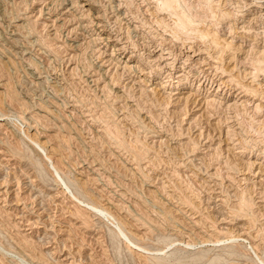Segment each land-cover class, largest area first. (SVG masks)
Masks as SVG:
<instances>
[{
    "label": "rangeland",
    "instance_id": "374dc122",
    "mask_svg": "<svg viewBox=\"0 0 264 264\" xmlns=\"http://www.w3.org/2000/svg\"><path fill=\"white\" fill-rule=\"evenodd\" d=\"M99 1H102L100 8L107 10V16L110 14L109 20L113 21L110 25H117L119 33L123 37L127 36L126 41L122 39L124 44H129L127 51L137 49L136 53L145 55L150 48L161 46L160 43H163V47L169 44L174 47L181 45L184 39L180 35L182 41L179 38L180 41H176L179 35L174 36L175 38L170 35L173 30L168 24L174 17L168 14L164 22L160 20L159 14L162 11L155 8L156 0H119L125 2L121 3L123 6L121 5L119 12L110 9V4H114L112 0H98V3ZM176 1L180 7L184 4L183 9L186 8L189 12L194 9L195 15H203L204 19L200 18L203 24L199 25L206 29L207 24H211L208 26L211 32L216 30L221 36V32H226V37L229 35L226 21H236L235 17L238 18L244 12V16H247L249 8V5H244L241 6L244 7L242 9L238 6L242 4L238 0ZM218 1L220 2L217 4ZM59 2L61 0L52 3L49 0H39L37 3L36 0H0V109L5 112L10 110L12 114L10 121L1 120L0 124V264H264L261 262L264 260V81L261 73L259 76L255 75L258 82L252 80L251 74V77L246 74L248 70H252L250 65L254 66L248 61H252L254 57L253 49L247 50L248 59H242L244 62L236 64L239 69H236L235 63L233 66L226 60L219 65L224 68L225 62L227 70L230 68L232 73H237L234 76L237 81L233 80L231 83L236 90H240L237 87H241L240 83L243 82V88L256 94L255 98L249 96V99H254V103L260 105L259 111L252 109L253 105L250 103L247 108L240 105L233 110L223 109L216 104L209 108L198 92H195L197 95L191 94L187 100L180 87L177 89L178 94L172 96L157 89L158 86L154 93L150 91L147 83L155 82L156 75L143 76L141 68L144 66L141 64L136 70L135 67L134 70L120 67L128 52H124V55H110L111 45L100 38L97 30L93 29L94 26L87 29L77 27L78 30L75 28L76 19L71 20L72 14L84 12L83 15H87L89 11L90 14L85 15L84 19L91 20L94 9L84 10L87 8L84 6L83 10L79 8L77 12L72 13L70 10L69 13L59 15L63 10H56ZM54 7L56 13L52 12ZM47 9L52 12L50 15ZM155 9L161 12L157 14ZM227 10L232 12L231 20H225L221 16V12ZM151 11L154 16H150ZM141 14H144L143 18ZM119 15L123 17L120 18ZM115 17L119 19L114 20ZM65 19L70 24L64 23ZM216 19L218 23L214 21ZM142 20H146V23ZM20 23L23 25H19ZM219 23L221 25L215 27ZM258 24H252L254 30H263V19ZM130 30H134V33ZM93 36L98 37L97 41ZM90 38L93 39L92 42ZM230 38L231 36L228 37ZM232 39L236 44L245 42L242 38ZM155 40H160V43ZM247 48L250 50V46ZM178 64L176 62V66ZM217 77L213 78L219 82ZM234 83L239 84L236 86ZM19 115L29 116V125L23 123L18 118ZM104 128L117 134L119 138L106 134ZM101 129L105 130L104 133ZM27 134L32 136V141ZM108 137L112 140L107 141ZM35 141H44L42 145L47 146L45 151L38 149ZM45 154L51 156V160L46 159ZM249 158L260 164L257 163L253 169L247 167ZM80 182L85 185V190L80 187ZM72 192L82 199L81 202L84 201L83 204L93 200L92 202L107 207L114 217L120 219L129 234L152 253L129 250L125 238L116 229V219L110 215L100 216L90 212L89 208L73 199L75 195ZM242 200L248 204L243 202L245 205L241 207ZM246 208L248 211H245ZM235 210H238V214ZM217 226L227 227L228 231L220 233ZM245 230H250L247 233H251L247 237L245 232V241H235L234 235L237 234L234 233L237 231L239 234ZM182 240H190L195 244L186 246ZM251 245L257 250L259 259Z\"/></svg>",
    "mask_w": 264,
    "mask_h": 264
},
{
    "label": "bare ground",
    "instance_id": "6f19581e",
    "mask_svg": "<svg viewBox=\"0 0 264 264\" xmlns=\"http://www.w3.org/2000/svg\"><path fill=\"white\" fill-rule=\"evenodd\" d=\"M37 1H39V0H36V3H37ZM43 1V0H42ZM45 1V0H44ZM60 1V0H59ZM143 1V0H142ZM147 1V0H146ZM145 1V2H146ZM149 1V0H148ZM194 1H197L198 2V0H194ZM203 1V0H202ZM204 1H206V0H204ZM210 0H207V2H209ZM223 1H225V0H223ZM228 1V0H227ZM231 1V0H230ZM238 1H241V5H238V6H244V5H249V8L247 9L248 10V13H247V16L245 15L244 16V13H243V15L242 14H239L238 15V18H237V16L235 17V13L233 14V16L236 18V21H234V20H231V11H233V10H231V8H229L230 6H232L229 2V4H230V6L228 7L229 8V10H231L230 12L227 10V11H223V12H221V16L225 19V20H227L228 18H229V20H231V21H233V22H230V21H226V27H228V32L227 33H229V35L227 34V37H226V32H221V33H223V35L221 36V34H219V33H217V31L215 30V29H213V30H215V31H213V32H211L208 28V26L209 25H211V24H207L208 26H207V28L205 29L203 26H201V24L199 25V23H202V22H200L201 21V19L203 20L204 18H202L203 17V15H202V17H201V15L199 14V16H198V14H194L193 13V11H194V9H193V11L192 12H189V11H187L188 9H183V5L180 7L179 6V2L178 1H176V0H156V7L155 8H157V9H160L161 11V13L159 12V10H156V13L157 14H159L160 15V20H164L165 19V17H167V15L168 14H170V15H173V17H174V19L172 20V19H170L169 17V19L170 20H172L171 22H169V24L168 25H170L169 27L173 30V31H171V36L173 35V37L174 36H177V35H182V36H184V39H183V41L181 40V37L182 36H178L177 37V39L179 38L181 41H182V43H181V45H178L177 43V45L175 46L174 45V47H173V44L172 45H170L169 44V42H167L168 44V46H166V47H163L162 45H163V43H160L159 41L160 40H162V39H160V40H158V41H156V42H158V43H160V45L161 46H159V47H157V46H154V48L152 49V48H148L149 49V51L147 52V54H145V55H143V54H141V53H136V51H138L137 49H136V51L135 50H130V51H127L129 48H128V45H126V44H124V42L126 41L125 40V38L127 37H123L120 33H119V28H118V26L116 25V27H112L113 25V21H111L112 22V24L110 25V20H109V15L107 16V10L105 11V10H103V9H101L100 8V5H101V2L100 3H98V0H61V2H59V5L57 6L56 4V10L58 11V10H61V8L64 10H62L61 12H59V15L60 14H63V13H66V12H68L69 13V11L70 10H72V13L73 12H77L78 11V9L79 8H84V6H87V8H84V10H90L91 11V9L90 8H92V9H94V12L92 13V19L91 20H88V19H86V20H88V22H89V24L92 22V25H89V24H87V21L84 19V16L86 15H83L84 14V12H82V13H79V14H72V18H71V20L72 19H76V25H75V28H77V27H81V28H86L87 29V27H89V26H94V28L93 29H96L97 30V32H98V34L101 36H99L101 39H103V40H105L106 41V43H108L107 45H111V52H110V55H121V54H123L124 52H128V55H127V57L125 58L126 60H122V63H123V65L122 66H120V67H123V68H128V69H133L134 67H135V70H136V67H139L140 68V66H139V64H141L142 66H144L143 68H141V70H142V72H141V74H143V76L144 75H147V76H150V75H156V76H154V77H156L157 78V80L155 81V82H151V83H147V85L148 86H150V91H152L153 93H154V91L156 90V86H158L157 87V89H161V90H163V92L164 93H167L169 96L171 95L172 96V94H178V92H177V89H179V87L180 88H182L184 91H182V92H184L185 94H186V98H187V100H188V98L190 97V95L192 94V95H194V94H196L197 92V94L199 95V94H202V96H201V99H203V101H204V103L206 104V105H209V108H210V106L212 105H214L215 106V104H216V106H219V107H223V109L225 108V109H238L237 107L238 106H242V107H246L247 108V104L248 105H250V104H252L253 106H252V109H255V110H258L259 109V107H260V105L256 102V103H254V99H249V96H251L252 98H255L256 96V94L254 95V94H251V90L250 89H248V88H243L242 86L244 85L243 84V82H241L240 84H242V86L241 87H237V88H239L240 90H236L233 86H231L232 84L231 83H233L234 81L233 80H235V78H234V76H235V73H232L231 71H230V68L227 70V68L225 67L226 66V64H225V62H224V68H226V69H224V68H222V65L220 66L219 64H220V62L222 61H224V60H226L228 63H231V64H233V66H234V63H235V65L239 62V64L241 63L240 61H245L246 59H248V57H247V54L249 53L248 51H251L252 49H253V56L254 57H252V61H250L249 59H248V61H249V63L251 64H253L254 66H251L250 64V67L252 68V70H248L247 72H246V74H249V76H250V74L252 75V80L253 79H255V80H257V82H258V79H256L255 78V75H258V74H262V81H264V28H262V26H260L263 30H261V31H259V30H254V27L252 26V24L254 23V22H257V24H258V21H261V19H263V23H264V0H238ZM237 1V4H239V2ZM7 2V1H6ZM49 2H55V0H49ZM57 2V1H56ZM109 2V1H108ZM110 2H111V0H110ZM109 2V3H110ZM112 2L114 3L113 5H111L110 4V9L113 11H115L116 10V12H119L120 11V7H121V3H125L124 1L123 2H121V1H119V0H112ZM129 2V1H128ZM177 2V3H176ZM181 2V1H180ZM193 2V1H192ZM200 2V1H199ZM215 2V1H214ZM220 1H218L217 2V4L219 3ZM226 2V1H225ZM234 2H236V1H234ZM33 3V2H32ZM35 3V2H34ZM58 3V2H57ZM104 3V2H103ZM102 3V4H103ZM127 3V2H126ZM131 3V2H130ZM137 3V2H136ZM152 3H153V1H152ZM154 3H155V1H154ZM210 3H212V2H210ZM209 3V4H210ZM231 3H233V1L231 2ZM3 4V3H2ZM16 4V3H15ZM24 4V3H23ZM46 4V3H45ZM48 4V3H47ZM46 4V5H47ZM66 4H68V5H66ZM146 4V3H145ZM201 4H202V2H201ZM204 4V3H203ZM202 4V5H203ZM217 4L215 3L214 5H216L217 6ZM223 4V3H222ZM221 4V5H222ZM235 4V3H234ZM237 4H236V6H237ZM45 5V6H46ZM66 5V6H65ZM125 5V4H124ZM147 5H149L150 6V4H148L147 3ZM146 5V6H147ZM196 5V4H195ZM208 5V4H207ZM212 5V4H211ZM220 5V4H219ZM0 6H2V5H0ZM43 6V5H42ZM105 6V5H104ZM123 6V5H122ZM138 6V5H137ZM143 6V5H142ZM199 6V5H198ZM201 6V5H200ZM209 6V5H208ZM4 7V6H3ZM40 7H41V5H40ZM55 7H54V10L52 11V12H54V13H56L55 11ZM108 7H109V4H108ZM144 7V6H143ZM151 7V6H150ZM154 7V6H153ZM186 7V6H185ZM204 7H205V5H204ZM207 7V6H206ZM12 8V7H11ZM36 8V7H35ZM50 8H51V4H50ZM103 8V7H102ZM106 8H107V6H106ZM126 8V7H125ZM152 8V7H151ZM196 8V7H195ZM200 8H202V7H200ZM211 8V7H210ZM210 8H207V9H209L210 10ZM214 8V7H213ZM218 7H216V9H217ZM227 8V9H228ZM234 8V7H233ZM232 8V9H233ZM242 9L244 8V7H241ZM245 8H247V7H245ZM3 9V8H2ZM28 9V8H27ZM44 9V8H43ZM104 9H105V7H104ZM109 9V10H110ZM140 9V8H139ZM148 9H149V7H148ZM224 9V8H223ZM235 9V8H234ZM237 9H238V7H237ZM236 9V10H237ZM32 10V9H31ZM39 10H40V8H39ZM51 10V9H50ZM80 10V9H79ZM83 10V9H82ZM122 11H123V9H121ZM138 10V9H137ZM144 10V9H143ZM142 10V11H143ZM152 10V9H151ZM154 10V9H153ZM197 9H195V11H196ZM211 10L213 11V9L211 8ZM210 10V11H211ZM219 10V9H218ZM226 10V9H225ZM240 10V9H239ZM33 11V10H32ZM38 11V10H37ZM42 11V10H41ZM45 11V10H44ZM44 11H43V13H44ZM112 11H111V13H112ZM150 11V10H149ZM2 12V11H1ZM4 12V11H3ZM46 12V11H45ZM52 12H48V9H47V13H49V15L52 13ZM81 12V11H80ZM88 12V14H90V12L89 11H87ZM86 12V13H87ZM125 12H127V11H125ZM140 12V11H139ZM145 12H146V9H145ZM235 12V11H234ZM43 13H42V15H43ZM46 13V14H47ZM115 13V12H114ZM142 13V12H141ZM144 13V12H143ZM147 13V12H146ZM146 13H144V14H146ZM151 13H152V11H151ZM150 13V16L151 15H153L154 16V13H152L151 14ZM198 13V12H197ZM216 13V12H215ZM215 13L213 14V15H215ZM220 13V12H219ZM239 13H240V11H239ZM4 14V13H3ZM39 14V13H38ZM88 14L86 15V16H88ZM119 13H117V15H118ZM121 14V13H120ZM123 14V13H122ZM126 14V13H125ZM128 14V13H127ZM143 14V15H144ZM203 14V13H202ZM211 14V13H210ZM237 14H238V11H237ZM124 15V14H123ZM131 15V14H130ZM142 15V14H141ZM143 15H142V18H143ZM147 15H149V14H147ZM17 16V15H16ZM62 16V15H61ZM60 16V18H62ZM113 16H115V15H113ZM120 16V15H119ZM128 16V15H127ZM132 16V15H131ZM169 16V15H168ZM230 16V17H229ZM25 17V16H24ZM48 17V16H47ZM64 17V16H63ZM68 17V16H67ZM66 17V18H67ZM112 17V16H111ZM121 17H123L122 15L120 16V18ZM135 17V16H134ZM139 17V16H138ZM157 17V16H156ZM204 17H206V15H204ZM209 17V16H208ZM208 17L206 18L207 20H208ZM222 17H221V19H222ZM15 18V17H14ZM116 18V17H115ZM115 18H113L114 20H117V18L115 19ZM124 18H125V16H124ZM129 18V17H128ZM137 18V17H136ZM141 18V17H140ZM159 18H158V20H159ZM201 18V19H200ZM220 18V17H219ZM30 19V18H29ZM58 19V18H57ZM64 19V18H63ZM111 19V18H110ZM119 19V18H118ZM131 19V18H130ZM134 19V18H133ZM145 19V18H144ZM149 19H152V17L151 18H149ZM155 19H157V18H155ZM154 19V21H156ZM205 19V20H206ZM213 19V18H212ZM211 19V20H212ZM12 20H13V18H12ZM48 20H50L49 19V17H48ZM52 20V19H51ZM138 20V19H137ZM137 20H135V21H137ZM141 20V19H140ZM168 20V19H167ZM210 20V19H209ZM219 20V19H218ZM2 21V20H1ZM57 21V20H56ZM59 21V20H58ZM63 21V20H62ZM75 21V20H74ZM73 21V22H74ZM122 21V20H121ZM120 21V22H121ZM126 21V20H125ZM132 21V20H131ZM143 22H145L144 20H142ZM147 21H149L148 19H147ZM165 21V20H164ZM163 21V22H164ZM169 21V20H168ZM214 21H217V19L216 20H214ZM214 21H212V22H214ZM223 21V20H222ZM221 21V22H222ZM10 22V21H9ZM26 22V21H25ZM52 22V21H51ZM67 21H66V19H65V22L64 23H66ZM73 22H71V23H73ZM116 23H117V21H115ZM118 22H119V20H118ZM124 22V21H123ZM153 22V21H152ZM167 22V21H166ZM209 22V21H208ZM220 22V23H221ZM225 22V21H224ZM253 22V23H252ZM14 23V22H13ZM67 23H69L70 24V22H67ZM146 23V22H145ZM148 23V22H147ZM161 23V22H160ZM168 23V22H167ZM171 23V24H170ZM205 23V22H204ZM217 23H218V21H217ZM217 24L215 27H217L218 25L220 26L221 24ZM250 23H251V26H250ZM51 24H53V23H51ZM50 24V25H51ZM54 24H55V22H54ZM58 24V23H57ZM63 24V23H62ZM62 24H59V25H62ZM74 24V23H73ZM140 24V23H139ZM138 24V25H139ZM144 24V23H143ZM152 24V23H151ZM150 24V25H151ZM154 24V23H153ZM162 24V23H161ZM166 24V23H165ZM164 24V25H165ZM203 24V23H202ZM214 24H216V23H214ZM16 25V24H15ZM19 25H23L22 23H20ZM18 25V27H20ZM68 25V24H67ZM114 25H115V23H114ZM127 25V24H126ZM131 25V24H130ZM134 25V24H133ZM138 25H136L135 24V26H138ZM154 25H156V24H154ZM163 25V26H164ZM205 25V24H204ZM213 25V24H212ZM255 25V24H254ZM259 25V24H258ZM264 25V24H263ZM44 26V25H43ZM52 26H54V25H52ZM144 26V25H143ZM142 26V27H143ZM148 26V25H147ZM167 26V25H166ZM16 27V26H15ZM24 27V26H23ZM48 27V26H47ZM58 27V26H57ZM120 27V26H119ZM127 27V26H126ZM161 27H162V25H161ZM206 27V26H205ZM250 27H253V29L251 28L250 29ZM67 28V27H66ZM72 28V27H71ZM90 28V27H89ZM88 28V29H89ZM124 28H125V25H124ZM131 28H133V27H131ZM130 28V29H131ZM135 28V27H134ZM138 28V27H137ZM151 28H152V26H151ZM151 28H150V30H151ZM154 28H155V26H154ZM164 28H167V27H163V29ZM213 28H214V25H213ZM224 28V27H223ZM222 28V29H223ZM256 28V27H255ZM22 29V28H21ZM50 29V28H49ZM55 29V28H54ZM65 29V28H64ZM136 29V28H135ZM134 29V30H135ZM140 29H141V27H140ZM227 29V28H226ZM67 30V29H66ZM68 30H70V29H68ZM76 30V29H75ZM77 30H78V28H77ZM81 30V29H80ZM84 30V29H83ZM115 30V31H114ZM127 30V29H126ZM134 30H130L131 32H133ZM156 30V29H155ZM167 30V29H166ZM225 30V29H224ZM73 31H74V28H73ZM114 31V32H113ZM159 31V30H158ZM157 31V32H158ZM219 31V30H218ZM222 31V30H221ZM20 32H21V30H20ZM58 32V31H57ZM71 32V31H70ZM136 32V31H135ZM138 32V31H137ZM154 32V31H153ZM91 33V32H90ZM94 33V32H93ZM128 33V32H127ZM134 33V32H133ZM161 33V32H160ZM168 33V32H167ZM27 34V33H26ZM97 34V33H96ZM125 34V33H124ZM123 34V35H124ZM129 34V33H128ZM139 34H141V32L139 33ZM151 34H153V33H151ZM68 35V34H67ZM92 35V34H91ZM103 35V36H102ZM127 35V34H126ZM133 35V34H132ZM131 35V36H132ZM136 35V34H135ZM142 35V34H141ZM157 35V34H156ZM98 36V35H97ZM151 36V35H150ZM153 36V35H152ZM161 36V35H160ZM163 36V35H162ZM170 36V37H171ZM231 36V38L230 39H228V37H230ZM128 37H129V35H128ZM156 37V36H155ZM168 37H169V35H168ZM167 37V38H168ZM36 38V37H35ZM76 38V37H75ZM83 38V37H82ZM93 39H96V41H97V38L98 37H95V36H93L92 37ZM92 38H90V39H92ZM124 38V42L122 41V39ZM148 38V37H147ZM159 38V37H158ZM163 38V37H162ZM175 38V37H174ZM173 38V39H174ZM232 38H240V40H241V38L245 41L244 43H242L241 42V44L238 42L237 44L233 41V39ZM79 39V38H78ZM90 39H88L89 41H90ZM93 39L90 41V42H92L93 41ZM127 39V38H126ZM131 39V38H130ZM129 39V40H130ZM172 39V41H174ZM176 40V41H180V40ZM128 40V41H129ZM143 40H144V38H143ZM154 40V39H153ZM167 40V39H166ZM189 40V41H188ZM235 40V39H234ZM16 41V40H15ZM35 41V40H34ZM96 41H94V42H96ZM98 41H99V39H98ZM104 41V42H105ZM145 41V40H144ZM175 41V42H176ZM188 41V42H187ZM89 42V43H90ZM99 42H101V40L99 41ZM131 42V41H130ZM139 42V41H138ZM146 42H147V40H146ZM152 42V41H151ZM154 42V41H153ZM236 42H237V40H236ZM82 43V42H81ZM88 43V42H87ZM97 43V42H96ZM103 43V42H102ZM101 43V44H102ZM127 43V42H126ZM133 43V42H132ZM140 43V42H139ZM165 43V42H164ZM172 43V42H171ZM77 44V43H76ZM148 44V43H147ZM152 44V43H151ZM155 44V43H154ZM49 45V44H48ZM79 45V44H78ZM92 45V44H91ZM134 45H137V44H135L134 43ZM144 45H146V44H144ZM158 45V44H157ZM84 46V45H83ZM93 46H94V44H93ZM132 47H133V45H131ZM147 46H149V44L147 45ZM250 46V50L247 48V47H249ZM77 47V46H76ZM79 47V46H78ZM104 47H107V46H104ZM130 47V46H129ZM244 47H245V49H244ZM71 48V47H70ZM142 48H143V46H142ZM147 48V47H146ZM156 48H158V49H156ZM247 48V49H246ZM134 49V48H133ZM144 49V48H143ZM21 50V49H20ZM99 50H100V48H99ZM98 50V51H99ZM248 50V51H247ZM91 51V50H90ZM97 51V52H98ZM102 51H104V50H102ZM101 51V52H102ZM146 51V50H145ZM25 52V51H24ZM86 52V51H85ZM94 52V51H93ZM95 52H96V49H95ZM105 52V51H104ZM103 52V53H104ZM108 52V53H109ZM142 52H144V51H142ZM41 53V52H40ZM78 53V52H77ZM145 53V52H144ZM23 55V54H22ZM77 55V54H76ZM82 55V54H81ZM124 55V54H123ZM242 55H244V56H242ZM72 56H73V54H72ZM104 56V55H103ZM249 56V55H248ZM84 57V56H83ZM87 57V56H86ZM121 57V56H120ZM11 58V57H10ZM55 58V57H54ZM72 58V57H71ZM76 58V57H75ZM121 58H123V57H121ZM9 59V58H8ZM73 59V58H72ZM86 59V58H85ZM94 59V58H93ZM103 59V58H102ZM115 59V58H114ZM114 59H113V61H114ZM120 59V58H119ZM243 59V60H242ZM78 60V59H77ZM104 60V59H103ZM109 60H110V58H109ZM112 60V59H111ZM117 61V60H116ZM119 61V60H118ZM243 61V62H244ZM28 62V61H27ZM32 62V61H31ZM47 62V61H46ZM95 62V61H94ZM109 62V61H108ZM176 62H178L179 64L176 66ZM221 62V63H222ZM226 62V63H227ZM242 62V63H243ZM5 63V62H4ZM143 63H145V64H147V66H149V67H147L145 64H143ZM246 63V62H245ZM69 64V63H68ZM82 64V63H81ZM80 64V65H81ZM106 64V63H105ZM117 64H119V63H117ZM31 65V64H30ZM75 65V64H74ZM85 65V64H84ZM230 65V64H229ZM6 66V65H5ZM69 66V65H68ZM94 66V65H93ZM109 66V65H108ZM117 66V65H116ZM244 66H246V65H244ZM34 67V66H33ZM236 69H239L238 68V66L236 65ZM243 67V66H242ZM249 68V67H248ZM99 69H101L100 67H99ZM106 69V68H105ZM117 69H119L118 67H117ZM125 69V71H127ZM233 69H235V68H233ZM235 69V70H236ZM243 69H245L244 67H243ZM242 69V70H243ZM72 70H73V68H72ZM92 70V69H91ZM108 70V69H107ZM123 70V69H122ZM121 70V71H122ZM134 70V69H133ZM234 70V71H235ZM241 70V71H242ZM247 70V69H246ZM132 71V70H131ZM163 71V72H162ZM233 71V72H234ZM244 71V73H245V70H243ZM258 71H261V72H258ZM239 72H240V70H239ZM258 72V73H257ZM102 73V72H101ZM106 73V72H105ZM134 73V72H133ZM164 73V74H163ZM67 74H68V72H67ZM113 74V73H112ZM111 74V75H112ZM128 74V73H127ZM163 74V75H162ZM234 74V75H233ZM237 74V73H236ZM241 74V73H240ZM243 74V73H242ZM37 75V74H36ZM38 76V75H37ZM215 76H218L217 78H218V80H219V82H217V81H215V78H213V77H215ZM237 76V75H236ZM243 76V75H242ZM241 76V77H242ZM259 76V75H258ZM257 76V77H258ZM55 77V76H54ZM106 77V76H105ZM116 77V76H115ZM121 77V76H120ZM238 77V76H237ZM247 78H248V75L246 76ZM251 77V76H250ZM41 78V77H40ZM125 78V77H124ZM151 78V77H150ZM261 78V77H260ZM259 78V79H260ZM65 79V78H64ZM100 79V78H99ZM142 79H144V78H142ZM98 80V79H97ZM96 80V81H97ZM139 80V79H138ZM150 80V79H149ZM249 80H251V79H249ZM100 81V80H99ZM110 81H111V79H110ZM134 81V80H133ZM142 81V80H141ZM144 81V80H143ZM233 81V82H232ZM235 81H237V80H235ZM240 81V80H239ZM138 82V81H137ZM146 82V81H145ZM248 82V81H247ZM253 82V81H252ZM89 83V82H88ZM123 83V82H122ZM140 83V82H139ZM144 83V82H143ZM154 83V84H153ZM251 83V82H250ZM260 83V82H259ZM258 83V84H259ZM62 84V83H61ZM96 84V83H95ZM107 84V83H106ZM230 84V85H229ZM235 85H236V83H234ZM239 83H237V85H238ZM254 84V83H253ZM256 84V83H255ZM1 86H2V84H0ZM131 85V84H130ZM140 85V84H139ZM143 85V84H142ZM236 85V86H237ZM248 85V84H247ZM260 85V84H259ZM262 85V84H261ZM4 86H5V84H4ZM53 86V85H52ZM132 86V85H131ZM134 86V85H133ZM141 86V85H140ZM245 86V85H244ZM251 86V85H250ZM255 86H257V85H255ZM7 87V86H6ZM139 87V86H138ZM142 87V86H141ZM144 87V86H143ZM249 87V86H248ZM67 88V87H66ZM105 88V87H104ZM145 88V87H144ZM263 88H264V84H263ZM3 89V88H2ZM56 89V88H55ZM71 89V88H70ZM103 89V88H102ZM147 90H148V88H146ZM174 89V90H173ZM254 89H255V87H254ZM256 89H257V87H256ZM259 89V88H258ZM262 89V88H261ZM6 90V89H5ZM68 90V89H67ZM143 90H145V89H143ZM2 91V90H1ZM4 91V90H3ZM124 91V90H123ZM150 91H148V92H150ZM234 91H237V92H235L234 93ZM260 91V93L259 94H261V90H259ZM263 91V90H262ZM5 92V91H4ZM6 92H8L7 90H6ZM63 92V91H62ZM116 92V91H115ZM128 92V91H127ZM141 92V91H140ZM144 92V91H143ZM158 91H156V93H157ZM196 92V93H195ZM70 93V92H69ZM129 93V92H128ZM142 93V92H141ZM147 93V92H146ZM163 93V94H164ZM194 93V94H193ZM262 93H264V92H262ZM4 94V93H3ZM59 94V93H58ZM63 94V93H62ZM162 94V95H163ZM166 94V95H167ZM184 94V95H185ZM196 94V95H197ZM5 95V94H4ZM68 95V94H67ZM119 95V94H118ZM121 95V94H120ZM158 95V94H157ZM168 95H167V98H168ZM254 97H253V96ZM174 96V95H173ZM264 96V95H263ZM137 97V96H136ZM180 97V96H179ZM178 97V98H179ZM192 97V96H191ZM259 97V96H258ZM4 98V97H3ZM28 98V97H27ZM32 98V97H31ZM142 98V97H141ZM166 98V99H167ZM170 98V97H169ZM180 98H182V97H180ZM184 98V97H183ZM186 98L184 99V100H186ZM13 99V98H12ZM50 99V98H49ZM53 99V98H52ZM69 99V98H68ZM153 99V98H152ZM74 100V99H73ZM160 100V99H159ZM168 100V99H167ZM195 100V99H194ZM263 100V99H262ZM261 100V101H262ZM70 101V100H69ZM156 101V100H155ZM169 102H171L170 101V99L168 100ZM175 101H177V100H175ZM264 101V100H263ZM9 102V101H8ZM25 102V101H24ZM23 102V103H24ZM32 102V101H31ZM168 102V103H169ZM186 102V101H185ZM193 102V101H192ZM195 102H196V100H195ZM48 103V102H47ZM142 103V102H141ZM154 103H156V102H154ZM167 103V102H166ZM173 103V102H172ZM177 103V102H176ZM250 103V104H249ZM260 103V102H259ZM262 103V102H261ZM78 104V103H77ZM264 104V103H263ZM60 105V104H59ZM70 105V104H69ZM134 105V104H133ZM152 105V104H151ZM166 105V104H165ZM184 105V104H183ZM182 105V106H183ZM199 105H200V103H199ZM206 105H204V106H206ZM26 106V105H25ZM66 106V105H65ZM137 106V105H136ZM184 106H186V105H184ZM27 107V106H26ZM164 107V106H163ZM163 107H161V108H163ZM181 107V106H180ZM193 107V106H192ZM263 107H264V105H263ZM46 108V107H45ZM160 108V109H161ZM182 108V107H181ZM186 108V107H185ZM216 108V107H215ZM240 108V107H239ZM246 108H245V110H246ZM88 109V108H87ZM131 109V108H130ZM167 109V108H166ZM169 109V108H168ZM187 109V108H186ZM185 109V110H186ZM249 109H251V108H249ZM251 109V110H252ZM172 110V109H171ZM181 110V109H180ZM183 110V109H182ZM189 110V109H188ZM212 110V109H211ZM210 110V111H211ZM231 110V111H232ZM254 110V111H255ZM124 111V110H123ZM135 111V110H134ZM137 111V110H136ZM174 111H176V110H174ZM173 111V112H174ZM191 111V110H190ZM195 111V110H194ZM197 111V110H196ZM240 110H237V112H239ZM259 111V110H258ZM15 112V111H14ZM24 112H25V110H24ZM50 112V111H49ZM59 112V111H58ZM81 112V111H80ZM98 112H100V111H98ZM172 112V113H173ZM235 112H236V110H235ZM27 113V112H26ZM57 113V112H56ZM60 113V112H59ZM89 113V112H88ZM138 113V112H137ZM195 113V112H194ZM200 113V112H199ZM209 113V112H208ZM208 113H206V114H208ZM248 113V112H247ZM255 113V112H254ZM22 114V113H21ZM73 114V113H72ZM75 114V113H74ZM113 114V113H112ZM134 114V113H133ZM182 114V113H181ZM18 115V114H17ZM56 115V114H55ZM58 115V114H57ZM86 115V114H85ZM110 115V114H109ZM210 115V114H209ZM217 115V114H216ZM240 115V114H239ZM242 115V114H241ZM245 115V114H244ZM250 115V114H249ZM255 115H257V114H255ZM12 116V114L10 113V110L9 111H3L2 109H0V124H1V120H7L8 121V119H9V121H10V117ZM28 116V115H27ZM67 116V115H66ZM123 116H125V115H123ZM29 117V116H28ZM28 117H26V116H20L19 115V117L18 118H21V120L23 121V123L25 122L26 124H28L29 125V119H28ZM55 117V116H54ZM57 117V116H56ZM99 117H101V116H99ZM185 117V116H184ZM195 117V116H194ZM13 118H14V115H13ZM17 118V119H18ZM98 118V117H97ZM192 118V117H191ZM236 118V117H235ZM260 118V117H259ZM35 119V118H34ZM38 119V118H37ZM57 119H58V117H57ZM101 119V118H100ZM123 119V118H122ZM195 119V118H194ZM21 121V122H22ZM110 121V120H109ZM190 121H192V120H190ZM189 121V122H190ZM230 121H231V119H230ZM256 121H258V120H256ZM6 122V121H5ZM237 122H238V120H237ZM82 123V122H81ZM54 124V123H53ZM93 124H95V123H93ZM256 124V123H255ZM35 125V124H34ZM70 125V124H69ZM82 125H83V123H82ZM105 125V124H104ZM73 126V125H72ZM88 126V125H87ZM114 126V125H113ZM233 126V125H232ZM263 126V125H262ZM40 127V126H39ZM85 127V126H84ZM107 127H109V126H107ZM106 127V128H107ZM112 127V126H111ZM235 127V126H234ZM101 128V127H100ZM106 128H104V129H106ZM115 128V127H114ZM140 128V127H139ZM31 129V128H30ZM103 129V130H104ZM111 129V128H110ZM155 129V128H154ZM231 129V128H230ZM253 129V128H252ZM102 129H101V131L104 133V131H103ZM112 130V129H111ZM139 130V129H138ZM157 130V129H156ZM229 131V130H228ZM235 131V130H234ZM238 131V130H237ZM111 132V133H110ZM106 134H110V135H114V136H116L117 137V134H112L113 132L112 131H109V129H106V132H105ZM200 133V132H199ZM26 134V133H25ZM106 134H105V137H106ZM235 134V133H234ZM201 135V134H200ZM237 135H238V133H237ZM263 135V134H262ZM1 136V135H0ZM61 136V135H60ZM109 136V135H108ZM113 136V137H114ZM227 136V135H226ZM231 136V135H230ZM26 137V136H25ZM27 137H28V139H30L31 141H32V136L30 137V135L29 134H27ZM98 137V136H97ZM115 137V138H116ZM241 137V136H240ZM117 138H119V137H117ZM116 138V139H117ZM234 138V137H233ZM236 138V137H235ZM68 139V138H67ZM105 139V138H104ZM109 137H108V140L107 141H109ZM73 140V139H72ZM110 140H112V139H110ZM122 140V139H121ZM233 140V139H232ZM245 140V139H244ZM248 140V139H247ZM113 141H115L114 139H113ZM135 141V140H134ZM242 141V140H241ZM258 141V140H257ZM34 142V141H33ZM42 142H44V141H42ZM42 142H39V141H35V144L38 146V149L40 148L41 150H42V152L43 151H45V148L47 147V146H44V145H42ZM106 142V141H105ZM118 142H119V140H118ZM121 142V141H120ZM155 142V141H154ZM162 142V141H161ZM189 142V141H188ZM236 142V141H235ZM247 142V141H246ZM252 142V141H251ZM254 142V141H253ZM261 141H259V143H260ZM46 143V142H45ZM59 143V142H58ZM100 143V142H99ZM115 143V142H114ZM131 143V142H130ZM145 143V142H144ZM120 144V143H119ZM160 144V143H159ZM186 144V143H185ZM244 144V143H243ZM111 145V144H110ZM122 145V144H121ZM141 145V144H140ZM154 145H156V144H154ZM182 145V144H181ZM235 145H236V143H235ZM116 146V145H115ZM130 146V145H129ZM246 146H247V144H246ZM258 146V145H257ZM50 147V146H49ZM52 147V146H51ZM111 147V146H110ZM142 147V146H141ZM193 147V146H192ZM208 147V146H207ZM227 147V146H226ZM238 147V146H237ZM252 147V146H251ZM260 147V146H259ZM51 149V148H50ZM53 149V148H52ZM133 149V148H132ZM215 149V148H214ZM130 150V149H129ZM189 150V149H188ZM223 150V149H222ZM244 150V149H243ZM248 150V149H247ZM253 150H255V149H253ZM259 150V149H258ZM15 151V150H14ZM125 151V150H124ZM212 151V150H211ZM251 151V150H250ZM47 152V151H46ZM54 152V151H53ZM137 152V151H136ZM191 152V151H190ZM214 152V151H213ZM217 152V151H216ZM221 152V151H220ZM224 152V151H223ZM262 152H264L263 151V148H262ZM9 153V152H8ZM17 153V152H16ZM227 153V152H226ZM232 154V153H231ZM259 154V153H258ZM6 155V154H5ZM46 156L45 157H47L46 159H50L51 160V156H48L47 154H45ZM213 155V154H212ZM211 155V156H212ZM218 155V154H217ZM226 155V154H225ZM185 156V155H184ZM183 156V157H184ZM249 156H250V154H249ZM170 157V156H169ZM217 157V156H216ZM226 157H227V155H226ZM199 158V157H198ZM256 158H258V157H256ZM157 159V158H156ZM171 159V158H170ZM185 159V158H184ZM240 159V158H239ZM259 159H261L260 157H259ZM1 160V159H0ZM160 160V159H159ZM175 160V159H174ZM188 160V159H187ZM227 160V159H226ZM238 160V159H237ZM182 161V160H181ZM186 162V161H185ZM217 162V161H216ZM240 162V161H239ZM243 162V161H242ZM151 163V162H150ZM234 163V162H233ZM257 163H259L258 161H256L255 159L254 160H250V158H249V162H246V164H249V166H247V167H249V168H256V165H257ZM53 164H54V162H53ZM152 164V163H151ZM181 164V163H180ZM179 164V165H180ZM232 164V163H231ZM236 164V163H235ZM260 164V163H259ZM264 164V163H263ZM262 164V165H263ZM195 165V164H194ZM222 165V164H221ZM233 165V164H232ZM153 166V165H152ZM53 167L56 169V166L55 165H53ZM262 167V166H261ZM245 168V167H244ZM139 169V168H138ZM264 169V168H263ZM251 170V169H250ZM262 170V169H261ZM222 171V170H221ZM255 171V170H254ZM257 171V170H256ZM258 171H259V167H258ZM237 172V171H236ZM241 172V171H240ZM245 172H247V171H245ZM10 173V172H9ZM27 173V172H26ZM96 173V172H95ZM233 173H234V171H233ZM255 173H257L258 174V172H255ZM259 173H260V171H259ZM261 173H263V172H261ZM239 174V173H238ZM208 175V174H207ZM214 175H216V174H214ZM227 175V174H226ZM9 176V175H8ZM263 176V175H262ZM34 177H35V175H34ZM226 177V176H225ZM228 177V176H227ZM98 178V177H97ZM96 178V179H97ZM182 178V177H181ZM16 179V178H15ZM232 179V178H231ZM62 180V179H61ZM242 180V179H241ZM244 180V179H243ZM248 180V179H247ZM264 180V179H263ZM77 181V180H76ZM229 181H230V179H229ZM88 182V181H87ZM90 182V181H89ZM238 182V181H237ZM4 183H5V181H4ZM7 183V182H6ZM13 183V182H12ZM65 183V182H64ZM232 183V182H231ZM18 184V183H17ZM31 184V183H30ZM78 184V183H77ZM62 185V184H61ZM80 187H82L84 190H85V185L82 183V182H80ZM92 185V184H91ZM63 186V185H62ZM64 186H66V185H64ZM257 186V185H256ZM67 187V186H66ZM238 187V186H237ZM65 189H67V188H65ZM262 189H264V188H262ZM10 190V189H9ZM41 190V189H40ZM236 190V189H235ZM58 191V190H57ZM68 191V190H67ZM70 191V190H69ZM40 193V192H39ZM66 193V192H65ZM69 193V192H68ZM71 193V192H70ZM75 196V198H73V199H75L76 201H77V203L78 204H80V205H82V206H84V207H86V208H89L90 209V212L92 211V212H94V214H99L100 216H102V214H104V215H106L107 217H108V215H110L113 219H116V222H115V225H116V229L121 233V235H122V237H124L125 238V240H126V246H127V248L130 250V249H136V250H138V251H140V252H142V253H152V252H150V250H148L146 247H144L143 245H141L140 243H138L130 234H129V232L124 228V226H123V224H122V222L120 221V219L119 218H117L116 216L114 217L113 216V214L110 212V210L107 208V207H105V206H103V205H101V203H100V205L97 203H94V202H92V201H89V202H87L86 204H83L84 203V201L83 202H81V198L76 194V193H74V192H72ZM238 193V192H237ZM242 193V192H241ZM263 193V192H262ZM16 195H17V193H16ZM240 195V194H239ZM71 196H73V195H71ZM235 196V195H234ZM242 196V195H241ZM70 197V196H69ZM264 197V196H263ZM2 198V197H1ZM58 198V197H57ZM6 199V198H5ZM81 199V200H80ZM184 199V198H183ZM240 199V198H239ZM238 199V200H239ZM40 200V199H39ZM96 200V199H95ZM110 200V199H109ZM186 200V199H185ZM235 200V199H234ZM243 200H245V198L243 199ZM242 200V202H240V205H241V207H243L242 205L245 203L244 201ZM17 201V200H16ZM13 202V201H12ZM19 202V201H18ZM25 202V201H24ZM30 202V201H29ZM123 202V201H122ZM188 202V201H187ZM244 202V203H243ZM38 203V202H37ZM238 203V202H237ZM16 204H17V202H16ZM23 204V203H22ZM30 204V203H29ZM32 204H34V203H32ZM116 204V203H115ZM122 204V203H121ZM190 204V203H189ZM246 204V203H245ZM244 204V205H245ZM248 204V203H247ZM246 204V205H247ZM20 205V204H19ZM76 205V204H75ZM120 205V204H119ZM119 205H118V208H119ZM237 205H239V204H237ZM262 205V204H261ZM122 206V205H121ZM125 206V205H124ZM251 206V205H250ZM39 207V206H38ZM113 207V206H112ZM115 207V206H114ZM127 207V206H126ZM245 207L246 206H244V209H245ZM249 207V206H248ZM118 208H116V210L118 209ZM237 208V207H236ZM240 208V207H239ZM238 208V209H239ZM29 209V208H28ZM250 209V208H249ZM32 210V209H31ZM77 210H80V209H77ZM240 211H241V208L239 209ZM243 210V209H242ZM23 211V210H22ZM41 211V210H40ZM130 211V210H129ZM196 211V210H195ZM236 211H238V210H235V212ZM244 211V210H243ZM245 211H248L247 210V208H246V210ZM71 213V212H70ZM237 213V212H236ZM239 213H241V212H239ZM247 213V212H246ZM234 214V213H233ZM238 214V213H237ZM203 215V214H202ZM19 216V215H18ZM109 216V217H110ZM233 216V215H232ZM243 216V215H242ZM110 217V218H111ZM250 217V216H249ZM139 218V217H138ZM46 219V218H45ZM133 219V218H132ZM206 220H208L207 218H205ZM219 220V219H218ZM103 221V220H102ZM28 222V221H27ZM49 222V221H48ZM210 222V221H209ZM94 223V222H93ZM138 223V222H137ZM50 224V223H49ZM201 224V223H200ZM247 224V223H246ZM253 224H254V222H253ZM15 225V224H14ZM135 225V224H134ZM242 225V224H241ZM241 225H239L240 227H241ZM255 225V224H254ZM16 226V225H15ZM143 226V225H142ZM202 226V225H201ZM211 226H214V225H211ZM239 226H237L236 228H237V230H239L240 231V228H239ZM246 226V225H245ZM249 226V225H248ZM253 226V225H252ZM29 227V226H28ZM50 227V226H49ZM218 227V226H217ZM244 227V226H243ZM51 228H52V226H51ZM227 227H224V226H220V227H218L217 228V230L218 231H220V233L223 231V230H227L226 229ZM239 228V229H238ZM245 228V227H244ZM244 228H242L243 230H244ZM248 228V227H247ZM29 229H30V227H29ZM213 229H216V228H213ZM180 230V229H179ZM216 230V231H217ZM19 231V230H18ZM33 231V230H32ZM228 231V230H227ZM226 231V232H227ZM230 231V230H229ZM235 231V230H234ZM249 232H250V230H248ZM248 231H241V233L239 232V234L237 233V231H236V233H234V234H237V236L236 235H234L235 237V241H237L238 239H240L241 241H245V238L243 237V236H245L246 235V233L248 232ZM246 232V233H245ZM223 233V232H222ZM117 234V233H116ZM249 234H251V233H249ZM249 234L247 233V237L249 236ZM20 235V234H19ZM179 235V234H178ZM232 236H233V234H232ZM253 237H254V235H252ZM118 237H119V234H118ZM191 237V236H190ZM250 237H251V235H250ZM249 237V238H250ZM225 238V237H224ZM194 239V238H193ZM208 239V238H207ZM35 240V239H34ZM204 240H206V239H204ZM220 240V239H219ZM224 240V239H223ZM222 240V241H223ZM183 242H184V245H186V246H193L194 244H195V242H191L190 240L189 241H185V240H182ZM211 241V240H210ZM214 241V240H213ZM221 241V242H222ZM234 241V240H233ZM206 242V241H205ZM217 242H218V240H217ZM220 242V243H221ZM202 243H204V242H202ZM220 243H218V244H220ZM34 245V244H33ZM41 246V245H40ZM46 246V245H45ZM251 247L253 248V251L255 252H253L256 256H257V259H259L260 257H258V255H257V250L255 251V248H254V246H252L251 245ZM33 248V247H32ZM257 249V248H256ZM61 250V249H60ZM58 253V252H57ZM157 253H158V251H157ZM156 253V254H157ZM255 256V257H256ZM53 257V256H52ZM11 259V258H10ZM62 259V258H61ZM261 260V259H260ZM24 262H26V261H24ZM261 262L262 263H264V260H261ZM27 263V262H26ZM51 263H52V261H51ZM60 264V263H59Z\"/></svg>",
    "mask_w": 264,
    "mask_h": 264
}]
</instances>
